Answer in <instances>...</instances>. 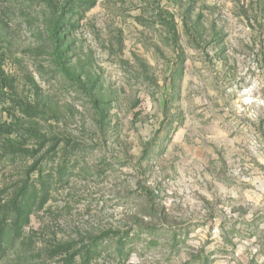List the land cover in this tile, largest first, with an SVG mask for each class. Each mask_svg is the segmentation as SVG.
<instances>
[{"label": "rangeland", "instance_id": "374dc122", "mask_svg": "<svg viewBox=\"0 0 264 264\" xmlns=\"http://www.w3.org/2000/svg\"><path fill=\"white\" fill-rule=\"evenodd\" d=\"M13 201L0 264H264V0H0Z\"/></svg>", "mask_w": 264, "mask_h": 264}, {"label": "trees", "instance_id": "16d2710c", "mask_svg": "<svg viewBox=\"0 0 264 264\" xmlns=\"http://www.w3.org/2000/svg\"><path fill=\"white\" fill-rule=\"evenodd\" d=\"M15 214L13 222L7 224L3 214ZM19 207L15 202H11L5 208L0 207V259H2L13 242L21 235L22 228L26 225V218L20 217Z\"/></svg>", "mask_w": 264, "mask_h": 264}]
</instances>
